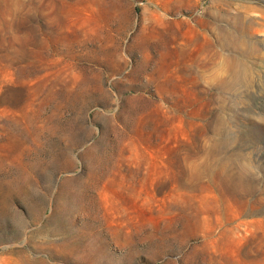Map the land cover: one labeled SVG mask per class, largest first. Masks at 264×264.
I'll use <instances>...</instances> for the list:
<instances>
[{
    "label": "rangeland",
    "instance_id": "1",
    "mask_svg": "<svg viewBox=\"0 0 264 264\" xmlns=\"http://www.w3.org/2000/svg\"><path fill=\"white\" fill-rule=\"evenodd\" d=\"M0 264H264V0H0Z\"/></svg>",
    "mask_w": 264,
    "mask_h": 264
}]
</instances>
